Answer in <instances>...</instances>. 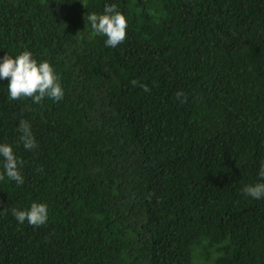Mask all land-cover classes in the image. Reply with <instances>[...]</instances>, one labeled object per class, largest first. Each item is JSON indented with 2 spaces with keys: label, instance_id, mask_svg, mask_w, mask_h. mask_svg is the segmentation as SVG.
<instances>
[{
  "label": "trees",
  "instance_id": "trees-1",
  "mask_svg": "<svg viewBox=\"0 0 264 264\" xmlns=\"http://www.w3.org/2000/svg\"><path fill=\"white\" fill-rule=\"evenodd\" d=\"M106 4L128 24L114 49L86 19ZM24 51L65 95L12 100L0 80L25 181H0V264H192L203 240L230 242L215 264H264V199L243 191L264 182V0H0V61ZM32 203L46 225L14 218Z\"/></svg>",
  "mask_w": 264,
  "mask_h": 264
},
{
  "label": "clouds",
  "instance_id": "clouds-1",
  "mask_svg": "<svg viewBox=\"0 0 264 264\" xmlns=\"http://www.w3.org/2000/svg\"><path fill=\"white\" fill-rule=\"evenodd\" d=\"M86 19L95 34L106 37V47L114 49L126 41L127 19L118 11L115 4H106L103 14L91 13ZM0 80L8 81V92L12 100L31 99L35 104H41L45 98L59 102L65 95L60 78L50 63L47 61L38 63L29 51H24L15 58L5 55L0 61ZM130 83L133 87L139 86L145 92H150L147 85L140 84L137 80ZM176 97L180 103H187V96L183 92H177ZM17 131L21 133L19 141L26 150L32 151L38 147L28 121L21 120ZM0 157L3 158L4 169V172L0 173V181L5 180L6 176L17 185H23L25 181L21 169L24 160L6 143L0 144ZM259 176L264 179V165L261 166ZM243 191L253 199H264V182L248 185ZM12 214L19 224L27 221L34 227L46 225L49 218L48 206L43 203H32L28 210L12 209Z\"/></svg>",
  "mask_w": 264,
  "mask_h": 264
},
{
  "label": "rangeland",
  "instance_id": "rangeland-1",
  "mask_svg": "<svg viewBox=\"0 0 264 264\" xmlns=\"http://www.w3.org/2000/svg\"><path fill=\"white\" fill-rule=\"evenodd\" d=\"M229 245V241L221 245H215L211 244L208 240H203L200 245L194 248L192 264H215L217 258L220 256V249L224 250ZM215 251L219 252L218 256L214 253Z\"/></svg>",
  "mask_w": 264,
  "mask_h": 264
}]
</instances>
